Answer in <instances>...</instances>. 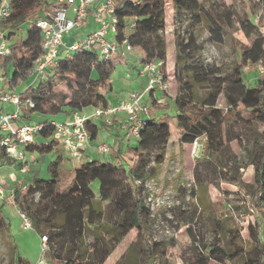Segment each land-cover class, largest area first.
Here are the masks:
<instances>
[{"label":"trees","instance_id":"1","mask_svg":"<svg viewBox=\"0 0 264 264\" xmlns=\"http://www.w3.org/2000/svg\"><path fill=\"white\" fill-rule=\"evenodd\" d=\"M50 0H10V17L7 24L24 21L28 24L25 37L19 33L15 41H10L15 28L5 32L10 53L0 59L4 81L0 94L13 91L26 83L32 72L33 62L40 54V31L35 27L49 5ZM203 0L198 4V12L183 13L188 4L197 0H113L116 8L118 50L107 60L99 57L96 47L80 49L69 56H60L58 62L45 78L37 80L19 92L22 106L19 108L20 121L41 125L33 142L24 149L26 155L42 156L55 153L48 163V178L30 176V183L22 193L23 182L13 188L16 208L31 220L33 227L46 229L48 251L47 264H104L115 247L131 231L136 230V238L130 243L115 264H173L172 248L174 239L155 241L150 230L152 212L146 201V182L157 176L165 160V149L171 136L169 123L164 120L169 112L179 131V144H193L198 139L205 142V152L213 157L216 164H224L233 173L226 182L235 184L240 169H252L249 188L253 206L264 218V37L252 23L251 16L239 22V29L249 45L237 44L239 58L230 67V74L217 79L202 100L196 101L185 88L188 76L202 79L211 78L216 71L203 63V46L193 35L178 31L175 37V76L179 83L178 94L172 107L162 101V94L149 92L144 101L149 115L143 119L139 136L126 151L123 145L130 144L116 134L111 146L112 159H90L74 169H64L68 159L64 150L53 140L56 115H72L93 107L106 108L109 101L106 91L110 90L111 74L123 60L124 48L136 55L138 64L146 67L159 63L163 81L166 80L167 41L165 38L166 9L172 7V22L176 28L182 24L205 23L210 40L216 45L224 42L233 29L234 12L224 3L213 12L205 9ZM256 11L261 10L264 24V0L256 3ZM256 13V12H255ZM4 26V27H5ZM24 28V27H23ZM126 63L125 60H123ZM262 65L263 72L256 67ZM247 73H244V72ZM245 74L256 75L248 78ZM104 91V94L101 92ZM225 100L226 109L218 106L220 96ZM30 103L32 106H29ZM241 109L246 113L242 118L240 133L231 128L223 129L227 113ZM0 106V114L4 113ZM39 117V120H34ZM102 119V118H101ZM111 119L102 124L114 127ZM263 126V130L259 126ZM91 133L90 123H87ZM117 129V126H116ZM98 126L94 125L92 136L96 137ZM241 138L244 144L241 143ZM242 144V156L231 153L229 144ZM16 164L14 160L0 152V163ZM225 174V173H224ZM118 176L117 182H111ZM98 183L95 194L91 185ZM38 197L35 199V195ZM3 203H0V235L7 231ZM235 210L242 206H234ZM196 209L186 217V231L190 244L182 249L177 258L179 264H264V241L257 223L247 225L248 237L241 236L240 228L222 215H211L208 229L211 240L204 233L194 229ZM9 264H28L17 255L16 246H10Z\"/></svg>","mask_w":264,"mask_h":264},{"label":"rangeland","instance_id":"2","mask_svg":"<svg viewBox=\"0 0 264 264\" xmlns=\"http://www.w3.org/2000/svg\"><path fill=\"white\" fill-rule=\"evenodd\" d=\"M203 0H197V4L188 3L183 9V13H190V11L198 12V4ZM224 3L226 7H231L234 12L233 29L228 32L229 38L225 37L224 42L216 45L210 40L209 32L205 23L182 24L176 28L171 20L172 7L171 4L166 9V28L165 38L167 41V60H166V92L162 96V101L168 103L172 107V101L178 94L179 83L175 76V37L179 31L182 36L183 31H187L188 35H193L197 43L203 46L201 55L203 63L212 66L216 73L209 79H202L199 77L188 76L184 80V86L187 88L196 101H200L205 96V91L210 88L217 79L226 78L231 70L230 67L237 61L239 54L237 52V44L249 45V41L245 39L239 29V22L245 16H251L256 12L253 0H209L204 2L205 9L210 12L219 8V5ZM24 27V28H23ZM27 23L24 21L16 24H7L4 31L8 32L15 28V34L10 41H15L21 36L25 37ZM93 28L91 20L80 26L78 29L71 31L68 38L79 37V33H85ZM77 34V35H76ZM187 36H185L186 38ZM126 61V63L123 62ZM123 60L117 64L111 74L110 90L106 91L108 101L113 104L126 98L129 93H141L146 86L145 67L138 64L136 55L132 52H126L123 55ZM0 65L1 61H0ZM257 71L263 72L262 65L256 67ZM3 74V69L0 70ZM244 73H247L246 71ZM248 78L256 75L245 74ZM158 95V92L155 93ZM1 106V103H0ZM218 106L221 109H226L225 100L221 95L218 100ZM9 105H3V108H8ZM173 108V107H172ZM93 112V108H89L87 112ZM247 112L238 109L232 112L231 115L227 113V120L223 125V129L231 128L235 133H240L243 124L242 118ZM66 117L62 114L53 117L54 122H62ZM39 117H34V120H39ZM41 120V119H40ZM69 120V118H68ZM171 129V136L165 149V160L160 166L157 176L146 182L147 189L146 201L149 203L150 211L152 212V223L150 234L155 241H169L174 239V246L172 248V262L179 264L177 258L182 249L190 244V237L186 231L185 223L186 217L196 209V218L199 222H194V229L201 230L206 236L207 240H211L209 228L211 225V215H222L226 219H231L239 228L241 236L246 239L247 222L254 221L257 223L261 231H264V218L257 212L253 206V199L250 194L248 185L251 184L252 169H240L236 174L237 182L230 184L226 182V178L232 177L233 173L224 164H216L213 157L205 152V142L203 139L196 140L193 144H179V131L176 128L175 120L172 117V112L164 118ZM96 124L99 132L96 137L92 136L94 124L89 121L91 133L88 141V148L90 152L96 151L99 142L113 145L110 139L112 129L102 124L103 119L97 118ZM262 131L263 126H259ZM113 135V134H112ZM241 143L244 144L243 138ZM242 144L237 141H232L229 144L230 151L237 157L242 156ZM133 143L123 145V149L129 148ZM65 154V153H64ZM66 156V155H65ZM93 158L105 157L112 159L110 153L107 156L98 155L94 153ZM55 157V153L45 154L40 156L34 155L30 158L29 171L23 173L20 167L12 166L10 174L7 173L10 164L1 165V178L3 182L10 187H14L15 183L23 182L22 193L27 189V183H30V176L46 179L48 178L47 165ZM67 158V157H66ZM68 159V158H67ZM84 159H76L71 161L68 159L64 162V169H74L79 167ZM6 172V174H4ZM225 173V174H224ZM111 182H117L118 176L112 177ZM95 194L98 193V183L94 182L91 185ZM38 194L35 195V199ZM234 206H242V209L235 210ZM17 208L11 205H3V213L7 231L0 235V262L2 264H9L11 256L10 246L13 243L16 246L17 255L25 259L28 264H34L40 256V237L46 233V229L42 226L29 230H23L21 221L16 212ZM252 217V219H251ZM136 230H131L115 247L110 257L104 264H115L123 253L126 251L128 245L136 238ZM12 240V242H11Z\"/></svg>","mask_w":264,"mask_h":264},{"label":"built area","instance_id":"3","mask_svg":"<svg viewBox=\"0 0 264 264\" xmlns=\"http://www.w3.org/2000/svg\"><path fill=\"white\" fill-rule=\"evenodd\" d=\"M258 3L261 0H254ZM10 0H0V59L9 55V42L6 39L4 26L10 17ZM261 10L251 16L252 23L258 28L264 37V24L261 22ZM91 20L93 28L87 32H81L79 37L68 38V34ZM118 18L113 0H50L43 15L35 20L34 25L40 31V54L33 62V72L28 81L33 83L43 79L50 73L58 62L60 56H69L73 52L93 47L97 48L100 59L107 60L117 53L116 43ZM77 35V34H76ZM125 53L130 51L128 46ZM159 63H151L145 67L146 86L141 93H129L126 98L115 105L106 108L96 107L90 116L81 112L74 113L65 122H52L54 126L53 140L62 147L64 153L71 161L84 157L90 132L87 123L90 120L102 118L107 124L111 122V116L121 115L123 118L117 124L120 138L128 143L136 140L143 125V119L149 115L148 105L144 99L149 92L166 91L159 70ZM4 77L0 75V83ZM0 103L13 107V111L0 114V152L14 160L20 167V171H29L30 159L24 153L25 147L33 142L34 135L41 125L24 123L20 121L19 108L22 100L16 91H6L0 94ZM29 106H32L28 103ZM99 155L107 156L111 153V146L106 143L96 147ZM1 171V163H0ZM0 203L14 204L13 188H6L0 172ZM23 230L33 227L31 220L22 211L16 209ZM252 219V217H251ZM253 224L254 221L251 220ZM248 225V222H247ZM264 241V231H261ZM48 251L47 235L40 237V256L34 264H47L46 252ZM0 264H2L0 262Z\"/></svg>","mask_w":264,"mask_h":264},{"label":"crops","instance_id":"4","mask_svg":"<svg viewBox=\"0 0 264 264\" xmlns=\"http://www.w3.org/2000/svg\"><path fill=\"white\" fill-rule=\"evenodd\" d=\"M1 69H3V67L0 65V70ZM3 73H4V71H3ZM0 75H2L3 76V74L0 72ZM29 84H31L30 83V81H27L26 83H24V84H21V85H19L17 88H15L13 91H16L17 93H19L21 90H23L25 87H26V85H29ZM2 86V83H0V87ZM103 94H104V91H101ZM118 102H114L113 104H111L110 102H109V105H115V104H117ZM1 106H3L2 104H1ZM90 108H93V107H90ZM89 108H87V109H84L81 113L83 114V115H85V116H90L91 114H92V111L91 112H87V110H88ZM4 111H6V112H10V111H13V107H11V106H9L8 108H6V109H4ZM66 118L62 121V122H65V121H67L68 120V118L70 119L71 118V115H66L65 116ZM115 123H114V127H112L111 129H112V133L109 135L110 136V139L114 142L115 141V138H116V134H119V130L118 129H116V126H117V124L119 123V121H121L122 120V116L121 115H114V116H111L110 117ZM94 125H97L96 124V121L95 120H90ZM98 132H99V130H98ZM113 134V135H112ZM97 141H98V144H102L101 142H99V138H97ZM134 140H132V141H130L131 143L133 142ZM130 142H128V143H130ZM94 153H97L96 151H94ZM94 153L93 152H90V150L89 149H87V151H86V153H85V155H84V157H82L83 159H84V161H88V160H90V159H106L105 157H97V158H93L94 156ZM99 155V154H98ZM33 156L34 155H27V158L28 159H30V158H33ZM81 158V159H82ZM3 163H1V165H2ZM5 164V163H4ZM6 164H10L11 166H8V168H7V173H9L10 174V170H11V168H12V166H18L19 167V165L16 163V164H11V163H6ZM0 172H2V171H0ZM6 172H4V174H6ZM21 183V182H20ZM4 184H5V186H6V183L4 182ZM7 188H12V187H10V186H8L7 185ZM11 242H12V240H11ZM210 264H216V263H214V262H211Z\"/></svg>","mask_w":264,"mask_h":264}]
</instances>
